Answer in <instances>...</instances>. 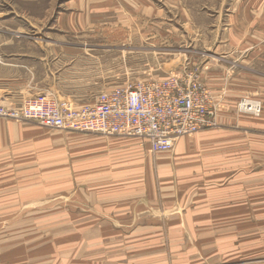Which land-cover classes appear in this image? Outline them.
I'll return each instance as SVG.
<instances>
[{
    "label": "rangeland",
    "instance_id": "374dc122",
    "mask_svg": "<svg viewBox=\"0 0 264 264\" xmlns=\"http://www.w3.org/2000/svg\"><path fill=\"white\" fill-rule=\"evenodd\" d=\"M58 11L64 17L56 22ZM0 17L4 31L36 29L39 35H0V45L21 42L5 52L29 51L31 65L45 73L39 87L75 106L115 87L198 75L216 106L211 132L182 137L189 140L183 155L182 138L159 154L132 137L116 149L128 151L127 164L113 171L229 176L211 180L220 188L231 182L230 194L207 197L222 210L198 212L222 224L206 230L212 251L201 264H264V0H0ZM243 99L258 103L260 114L239 110ZM1 124L0 264H113L120 251L113 248V200L99 195L113 194V179L99 141L121 136ZM180 182L188 188L193 181ZM144 184L135 178L130 187ZM168 230L170 255L176 244ZM191 232L190 246L201 254L202 239Z\"/></svg>",
    "mask_w": 264,
    "mask_h": 264
},
{
    "label": "crops",
    "instance_id": "0c3cea01",
    "mask_svg": "<svg viewBox=\"0 0 264 264\" xmlns=\"http://www.w3.org/2000/svg\"><path fill=\"white\" fill-rule=\"evenodd\" d=\"M17 17L24 20L23 17ZM62 17H64V13L58 11L56 22ZM30 28L33 35H39L38 32L34 31L36 29ZM31 33L12 32L9 29L4 31L0 28V35L26 37L32 35ZM16 43L0 45V107H17L25 100L38 94L48 93L39 87L42 81H39L38 77H45V73L38 72L39 67L31 65L33 58L29 51L22 52L13 49L9 54L5 52V46L19 47L22 44L21 42ZM38 46L33 45V48ZM55 59L53 58L52 62ZM45 61V58L42 57L38 59L40 64L45 63ZM49 70L50 74L46 73L47 77L54 74L51 69ZM5 121L7 120L0 121V124ZM208 130L202 131L199 137L207 136L206 134L211 132ZM120 138L122 139L112 138L99 141L107 149L101 152L100 159L103 160L109 170L107 178L113 179V194L99 193L101 198L104 196V199L111 198L109 200H113V208L109 207V210L113 211V223L110 224L113 226V248L120 250L113 251L119 253L113 255V261H115L113 264H201L205 262L208 255L205 251H212V247L210 246L211 249L207 250V244L204 243L206 230L215 227L216 224L222 227V224L218 219H213L214 215L200 216L198 212H219L222 210V207L216 206L220 204V200L215 201L212 197L211 199L207 197L230 194L231 182H227L226 188L223 186L220 188L211 180L229 181V176L227 178L224 173L214 172H165L157 174L149 171L141 173L124 170L113 171V165L127 164L129 159L127 150H121V148L116 151V149L118 146L130 145L131 139ZM178 143V151L180 149L185 151L189 140L182 138ZM113 144L115 150H113ZM139 146L141 145L139 144ZM147 146V150H149V143ZM140 148L142 149V147ZM182 153L180 154L183 155ZM117 157L121 158L117 159ZM135 178L142 179L145 186L138 189L130 187L131 181ZM181 180H192L193 182L189 185L186 184L185 186L188 188H185L180 182ZM203 203H207L208 208L198 206ZM101 204V209H105L103 207L104 202ZM166 212L172 218L166 220ZM176 212L178 214H175ZM166 228L169 229L168 234L172 239L170 244H176L175 251L172 249L170 255L166 250ZM190 231H192L191 236L196 237L197 241L202 239L201 250L203 252L201 254L196 251V246L194 247L192 244L190 246L192 242L188 239ZM150 244H155L156 249L150 250L152 247ZM208 245L211 244L208 243Z\"/></svg>",
    "mask_w": 264,
    "mask_h": 264
},
{
    "label": "built area",
    "instance_id": "2783aa9c",
    "mask_svg": "<svg viewBox=\"0 0 264 264\" xmlns=\"http://www.w3.org/2000/svg\"><path fill=\"white\" fill-rule=\"evenodd\" d=\"M239 110L259 115L261 107L243 99ZM215 116L213 93L193 74L115 87L78 106L44 93L17 107H0V121H32L57 131L140 138L147 140L153 153L173 151L180 138L213 127Z\"/></svg>",
    "mask_w": 264,
    "mask_h": 264
}]
</instances>
